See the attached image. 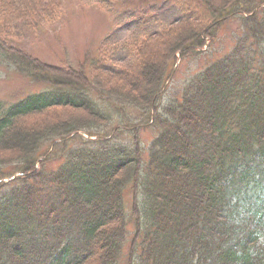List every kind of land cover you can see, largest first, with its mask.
I'll use <instances>...</instances> for the list:
<instances>
[{
  "label": "trees",
  "instance_id": "1",
  "mask_svg": "<svg viewBox=\"0 0 264 264\" xmlns=\"http://www.w3.org/2000/svg\"><path fill=\"white\" fill-rule=\"evenodd\" d=\"M177 1L180 20L125 45L119 71L97 56L91 77L4 43L53 0H0V65L48 87L0 100V264H119L130 226L126 264H264V0ZM231 19L242 33L214 59ZM176 56L203 65L170 88ZM10 165L29 173L4 184Z\"/></svg>",
  "mask_w": 264,
  "mask_h": 264
},
{
  "label": "rangeland",
  "instance_id": "2",
  "mask_svg": "<svg viewBox=\"0 0 264 264\" xmlns=\"http://www.w3.org/2000/svg\"><path fill=\"white\" fill-rule=\"evenodd\" d=\"M140 2L142 0H53L49 11L38 17L37 24H31L30 19L31 23L13 29L5 23L2 31L7 30L9 33L4 43L22 50L41 65L58 67L64 72L69 69L82 70L87 76H91L88 72L90 64L95 62L93 59L97 56L104 63L105 70L114 72L118 68L119 71L121 65L129 62L125 45H130L138 37L142 39L149 33L161 32L182 17L177 0H146L143 5ZM201 18L206 19L205 13ZM29 25H32V28L29 29ZM240 32L242 33L240 22L236 19L224 23L214 44L211 46L212 43H209L211 51L208 55L214 59L226 55L234 38L241 35ZM202 63L195 58L183 62L176 57L173 64H165L166 74L169 71L172 76L167 86L179 87L198 71ZM47 89L46 85H34L14 70L0 65V100L4 103H12L28 94ZM95 94L91 92V96H96ZM57 111L58 109L49 112L50 118H53ZM126 113V117L138 116L137 110ZM113 117L115 125L119 121ZM139 131L138 138L142 143H147L145 138L149 139L154 135V132L147 130ZM46 149L47 145L42 148V153ZM53 167L54 164L46 166L47 169ZM13 168L12 165L5 166L3 170L10 172ZM126 203L127 212H130V197ZM129 230L133 231L134 227L130 226ZM131 237V234H127L125 240ZM126 251L127 247L119 259V264H126Z\"/></svg>",
  "mask_w": 264,
  "mask_h": 264
}]
</instances>
